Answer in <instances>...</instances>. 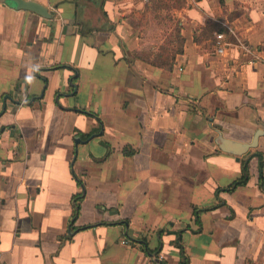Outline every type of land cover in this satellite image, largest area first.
<instances>
[{
	"label": "crops",
	"instance_id": "obj_1",
	"mask_svg": "<svg viewBox=\"0 0 264 264\" xmlns=\"http://www.w3.org/2000/svg\"><path fill=\"white\" fill-rule=\"evenodd\" d=\"M33 1L0 4V264H264V135L215 143L264 131V0H180L152 48L150 0Z\"/></svg>",
	"mask_w": 264,
	"mask_h": 264
},
{
	"label": "water",
	"instance_id": "obj_2",
	"mask_svg": "<svg viewBox=\"0 0 264 264\" xmlns=\"http://www.w3.org/2000/svg\"><path fill=\"white\" fill-rule=\"evenodd\" d=\"M0 4H6L7 6H10L15 10L32 12L43 18L50 19L52 17L51 13L49 12V9L46 6L33 0H0ZM43 93L41 96H43ZM33 101L34 99L31 100V103ZM263 135L264 131L258 130L255 133L251 142L243 143L226 138L223 133L218 132V136L215 139V143L222 152L235 156L237 160H240L241 157L248 154L251 150L256 149L259 146V139ZM78 140L80 142L82 141L80 139ZM152 257L154 261L160 262L156 255H152Z\"/></svg>",
	"mask_w": 264,
	"mask_h": 264
},
{
	"label": "rangeland",
	"instance_id": "obj_3",
	"mask_svg": "<svg viewBox=\"0 0 264 264\" xmlns=\"http://www.w3.org/2000/svg\"><path fill=\"white\" fill-rule=\"evenodd\" d=\"M178 0H150L145 10L144 21L146 20L148 26V43L149 46H158L164 39L170 42L176 35L177 30L173 22L172 16L176 9ZM163 30V31H162Z\"/></svg>",
	"mask_w": 264,
	"mask_h": 264
},
{
	"label": "trees",
	"instance_id": "obj_4",
	"mask_svg": "<svg viewBox=\"0 0 264 264\" xmlns=\"http://www.w3.org/2000/svg\"><path fill=\"white\" fill-rule=\"evenodd\" d=\"M152 1L155 2L156 0H152ZM160 1H162V0H160ZM178 1H180V0H178ZM81 2H82V0H81ZM184 6H185V1H183L182 3L176 4L175 7H176V9H181ZM88 13L95 14V17L93 16L92 20L90 19L87 24H85L83 22L79 23V27H81L80 32L82 35L90 34L91 32H93L94 29L98 30V31H102L105 29H107V30L113 29V26L109 23V21L106 22L105 19H106L107 15L105 12H103L102 9L92 8L90 11H88ZM89 22L93 25V28H91L89 31H85L84 29L88 28ZM202 113H204L206 115V112L204 110H202ZM247 181H248L247 174H245V175H243V177L240 180L234 182L229 189L232 190L238 186L245 185L247 183ZM79 199L81 200L82 197H80ZM79 210H80V206L77 204L76 205V213L77 214H78ZM142 243L144 246L146 245V243L144 241ZM145 250L147 251L148 254H150V251H148L147 248H145ZM180 264H186V263L182 262Z\"/></svg>",
	"mask_w": 264,
	"mask_h": 264
},
{
	"label": "built area",
	"instance_id": "obj_5",
	"mask_svg": "<svg viewBox=\"0 0 264 264\" xmlns=\"http://www.w3.org/2000/svg\"><path fill=\"white\" fill-rule=\"evenodd\" d=\"M216 36V42L214 44V49L215 51L218 53V54H221V55H224L227 48L229 46H232L231 44H228L226 41H225V35L222 34V33H216L215 34ZM241 47H243L241 45ZM160 260V259H159ZM161 261V260H160Z\"/></svg>",
	"mask_w": 264,
	"mask_h": 264
}]
</instances>
